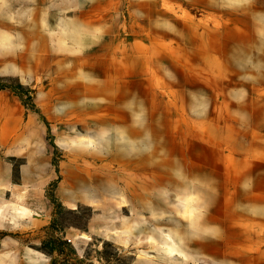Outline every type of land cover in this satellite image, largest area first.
I'll return each instance as SVG.
<instances>
[{
  "label": "rangeland",
  "instance_id": "obj_1",
  "mask_svg": "<svg viewBox=\"0 0 264 264\" xmlns=\"http://www.w3.org/2000/svg\"><path fill=\"white\" fill-rule=\"evenodd\" d=\"M0 96L15 264H264V0H0Z\"/></svg>",
  "mask_w": 264,
  "mask_h": 264
},
{
  "label": "bare ground",
  "instance_id": "obj_2",
  "mask_svg": "<svg viewBox=\"0 0 264 264\" xmlns=\"http://www.w3.org/2000/svg\"><path fill=\"white\" fill-rule=\"evenodd\" d=\"M3 39V38H2ZM5 40V39H4ZM22 196V195H21ZM20 196V197H21ZM23 197V196H22ZM11 207V206H10ZM3 207V205L1 206V204H0V210H2V211H0V220L1 219H3V220H5L6 219V217H8V214H9V212L11 211V210H13V207ZM17 210V209H16ZM23 211V212H22ZM22 211H20V210H18V211H15L16 212V214L15 213H11V215H10V219H8V221L9 222H12L13 224H16L17 223V221L16 220H18V219H20V218H24V215H25V209L24 210H22ZM8 212V213H7ZM26 223H28V221L26 222ZM173 240H175V242L177 241L176 239H174V237H173ZM176 244H178V246H177V249H179V247H180V244H179V242L177 241L176 242ZM174 248V247H173ZM175 249V248H174ZM176 249V250H177ZM177 252H180L179 250H177ZM6 257V256H5ZM3 260V259H2ZM1 261V260H0Z\"/></svg>",
  "mask_w": 264,
  "mask_h": 264
},
{
  "label": "crops",
  "instance_id": "obj_3",
  "mask_svg": "<svg viewBox=\"0 0 264 264\" xmlns=\"http://www.w3.org/2000/svg\"><path fill=\"white\" fill-rule=\"evenodd\" d=\"M0 100L2 101V97L0 96ZM7 100V99H6ZM6 100L4 101V103L6 104ZM13 102H12V100L11 101H9V104H12ZM4 129V127L1 129V130H3ZM1 180V179H0ZM0 211H2V210H0ZM9 222V221H8ZM7 222V220L5 219V220H3V219H1L0 220V230H10V229H7V228H14V227H12L10 224L11 223H8ZM26 224H28V223H26ZM15 225V224H14ZM21 226V225H20ZM22 226H23V224H22ZM3 235V237H6V235H4V234H2ZM7 238V237H6ZM0 256H7L6 257V259H5V262H4V264H15L14 263V253H13V251L12 250H10L9 252L8 251H6L5 253H1L0 254ZM37 261L39 262V263H43L44 261H41V259H37ZM28 262V261H27ZM38 263V264H39Z\"/></svg>",
  "mask_w": 264,
  "mask_h": 264
}]
</instances>
